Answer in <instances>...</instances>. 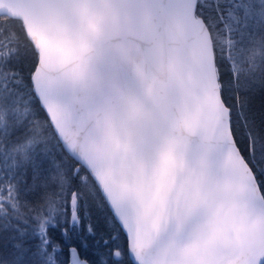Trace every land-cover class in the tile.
<instances>
[{"label":"snow or ice","instance_id":"6c2138e0","mask_svg":"<svg viewBox=\"0 0 264 264\" xmlns=\"http://www.w3.org/2000/svg\"><path fill=\"white\" fill-rule=\"evenodd\" d=\"M256 80L264 0H0V264H264Z\"/></svg>","mask_w":264,"mask_h":264},{"label":"trees","instance_id":"16d2710c","mask_svg":"<svg viewBox=\"0 0 264 264\" xmlns=\"http://www.w3.org/2000/svg\"><path fill=\"white\" fill-rule=\"evenodd\" d=\"M247 97L248 101V108H249V114L251 118L256 122L257 125H259L262 121H264V82L260 80L254 81L246 93H243ZM105 207V206H104ZM106 208V207H105ZM109 216L110 213L108 209L106 208ZM97 210L93 208L92 206L90 207V222L94 226L97 232V238L100 236H103L104 238H108L110 235L115 234L116 228L115 226L113 228H110L109 230H101L100 225L103 223H100L97 221ZM122 243V240H121ZM112 245L110 244L109 247ZM108 249L101 246L99 250L95 253V255L92 257L95 261L96 264H100L101 258H106L109 261V264H113V261L111 258L107 256ZM127 264V261H126Z\"/></svg>","mask_w":264,"mask_h":264},{"label":"rangeland","instance_id":"374dc122","mask_svg":"<svg viewBox=\"0 0 264 264\" xmlns=\"http://www.w3.org/2000/svg\"><path fill=\"white\" fill-rule=\"evenodd\" d=\"M91 206L97 210L96 215L98 219L96 220L100 223H102L103 220V223L99 226L101 230H109L110 228L114 227V225L111 223L110 216L102 202H95Z\"/></svg>","mask_w":264,"mask_h":264}]
</instances>
